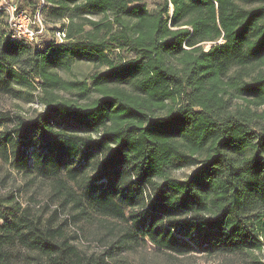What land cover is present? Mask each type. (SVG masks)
I'll return each mask as SVG.
<instances>
[{"label": "trees", "instance_id": "16d2710c", "mask_svg": "<svg viewBox=\"0 0 264 264\" xmlns=\"http://www.w3.org/2000/svg\"><path fill=\"white\" fill-rule=\"evenodd\" d=\"M26 1L19 8L31 15L64 21V40L41 50L15 40L0 10V95L19 98L16 87L35 80L44 107L0 134V158L53 181L77 216L122 224L112 249L211 256L259 248L264 0H160L151 10L145 0ZM78 61L105 71L63 82L55 71ZM72 89L96 97L78 105L58 96ZM185 166L196 170L171 177ZM55 233L0 199V264L19 243L38 264H125L112 253L81 257Z\"/></svg>", "mask_w": 264, "mask_h": 264}, {"label": "rangeland", "instance_id": "374dc122", "mask_svg": "<svg viewBox=\"0 0 264 264\" xmlns=\"http://www.w3.org/2000/svg\"><path fill=\"white\" fill-rule=\"evenodd\" d=\"M160 0H145V5L149 10L156 8L155 4ZM27 2H36L27 0ZM243 7L253 8L258 3L246 4L240 2ZM24 6V5H22ZM9 7H15L18 13L24 16V22L34 26L39 33L31 46L38 49L44 48L50 42L62 43L63 37L60 31L62 22H56L46 18L45 15H39V21L36 14L31 15L30 10L19 8V0H0V10L7 14L6 20L9 21ZM171 11V8H170ZM93 19V20H98ZM26 20V21H25ZM206 51L207 45H202ZM69 68V69H68ZM68 68L58 69L55 72L64 82L79 83L87 82L88 78L95 72H104V68H97L94 65L84 61L71 62ZM30 86H19L17 90L21 91L19 98H13L8 95H0V134L9 132L15 127L18 118L25 122L35 119L38 113L44 110L41 103V91L39 84L35 80H30ZM76 89L59 92L60 98H65L76 104H89L96 97L95 93L90 94L85 99L81 98ZM232 109L242 108L244 103L231 98ZM264 111V106L259 107L256 112ZM200 160V157H198ZM196 170V166H185L181 170H173L171 177L184 181L188 175ZM75 189L80 193L77 185ZM53 181L45 180L39 174H19L15 172L9 163L0 158V199L5 201H15L19 203L21 210L26 211L28 218L37 226L50 224L51 228L56 227V235L59 239L66 240L69 244L75 246L81 257L102 256L112 253L110 256L116 259H124L125 264H264V239L260 241L259 248L247 249L237 254H217L205 255L199 251L187 254V256L170 255L165 252L157 251L150 245L130 248L128 250H116L111 248V243L122 231L123 225L116 221L106 220L99 216L84 219L76 214L72 204L66 203L62 199V193ZM119 246L117 244H113ZM2 257L3 264H38V255L30 251L27 245L14 244L9 245ZM107 256L106 257H110ZM105 257V259H106Z\"/></svg>", "mask_w": 264, "mask_h": 264}, {"label": "built area", "instance_id": "2783aa9c", "mask_svg": "<svg viewBox=\"0 0 264 264\" xmlns=\"http://www.w3.org/2000/svg\"><path fill=\"white\" fill-rule=\"evenodd\" d=\"M9 13V21L7 25H9V29L12 32V38L15 40H24L25 42L31 43L35 40L36 35L39 33L34 29V26L28 24V22H24V16L21 13H18L15 10V7H9L7 10ZM39 11L36 13V19L39 21ZM62 33V37H63Z\"/></svg>", "mask_w": 264, "mask_h": 264}]
</instances>
